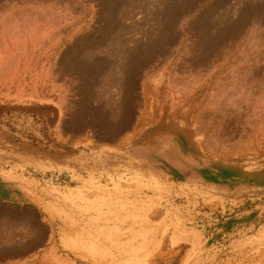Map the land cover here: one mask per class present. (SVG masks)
Listing matches in <instances>:
<instances>
[{"label":"rangeland","instance_id":"374dc122","mask_svg":"<svg viewBox=\"0 0 264 264\" xmlns=\"http://www.w3.org/2000/svg\"><path fill=\"white\" fill-rule=\"evenodd\" d=\"M155 121L165 171L67 162ZM0 264H264V0H0Z\"/></svg>","mask_w":264,"mask_h":264},{"label":"crops","instance_id":"0c3cea01","mask_svg":"<svg viewBox=\"0 0 264 264\" xmlns=\"http://www.w3.org/2000/svg\"><path fill=\"white\" fill-rule=\"evenodd\" d=\"M156 127V128H155ZM157 129V123L156 121L148 126V122L145 123L141 129L129 140L127 143H113L108 146L98 145L92 147L91 150H93V154H90V149H83V152L80 155V158L76 157L77 150L73 151V153L70 154V156L67 158V162L69 166L71 167H77L80 169H85L82 171H85L86 174L90 173V170L95 171L99 174L105 173L106 171L108 174L113 175H119L120 173L126 174L127 172L130 174L133 173H140L144 176L148 177V169H151L150 166H152V162L156 163V168L162 169L165 171V169L168 167L162 166L164 162L171 163V160H177V158L172 154L171 151H177L178 149V142L176 138V145L173 143L171 145V148L169 150L163 149L162 147H159L160 144H155V141L151 140V132L152 130ZM181 132V131H180ZM182 133V132H181ZM161 135V134H160ZM158 136L161 138V136ZM89 146V145H88ZM94 148V149H93ZM22 149H24V157L32 156L34 155V152H32L30 149H28L27 146H24ZM84 155L86 157H84ZM37 160H42L40 157H36ZM165 165V163L163 164ZM167 165V164H166ZM172 169V165H170ZM95 169V170H94ZM169 169V170H170ZM197 168H193L194 174L193 178H196L198 180H202V182H205L208 185L212 186H229L230 183L227 181V178L223 180L218 179L216 174V169L212 168H200L198 171ZM230 169L225 170V172L229 175H233L229 171ZM83 173V172H82ZM85 173H83L85 175ZM152 175V174H150ZM177 177V176H176ZM186 177V176H184ZM189 177V178H192ZM223 184V185H222ZM15 199L13 196H9L6 198H2L6 203L11 205H27L29 207L36 208L35 203H33L32 198L28 196L27 192H21L18 191V195ZM40 223L42 224H48L46 220H44L42 217L39 218ZM35 250L29 252L28 254H24L21 257H28L31 253H33Z\"/></svg>","mask_w":264,"mask_h":264},{"label":"bare ground","instance_id":"6f19581e","mask_svg":"<svg viewBox=\"0 0 264 264\" xmlns=\"http://www.w3.org/2000/svg\"><path fill=\"white\" fill-rule=\"evenodd\" d=\"M258 129V128H257ZM131 139V138H130Z\"/></svg>","mask_w":264,"mask_h":264}]
</instances>
